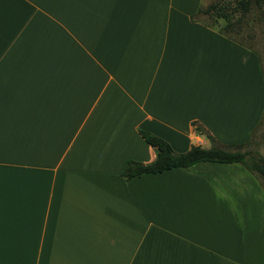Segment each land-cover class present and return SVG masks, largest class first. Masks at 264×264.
<instances>
[{"label":"crops","instance_id":"1","mask_svg":"<svg viewBox=\"0 0 264 264\" xmlns=\"http://www.w3.org/2000/svg\"><path fill=\"white\" fill-rule=\"evenodd\" d=\"M203 5L0 0V264H264V185L241 163L121 176L156 157L139 129L249 149L261 61Z\"/></svg>","mask_w":264,"mask_h":264},{"label":"trees","instance_id":"2","mask_svg":"<svg viewBox=\"0 0 264 264\" xmlns=\"http://www.w3.org/2000/svg\"><path fill=\"white\" fill-rule=\"evenodd\" d=\"M250 3L251 0H236L234 8L245 13L250 9ZM222 9L223 7L220 4L214 3L204 9H199L195 15H192V18L200 12L205 14L214 12L217 16L226 18L227 12ZM194 126L196 132L204 133L210 140L211 145L209 147L193 145L185 152H176L165 139L147 130L139 129L142 138L156 148V157L154 161L146 164L127 160L121 175L122 178L128 179L142 174L160 173L172 168H186L200 161L235 162L241 163L245 168L256 173L262 178V184L264 185V155L250 149L242 150L243 145H219L213 136L200 128L197 123L194 122Z\"/></svg>","mask_w":264,"mask_h":264},{"label":"rangeland","instance_id":"3","mask_svg":"<svg viewBox=\"0 0 264 264\" xmlns=\"http://www.w3.org/2000/svg\"><path fill=\"white\" fill-rule=\"evenodd\" d=\"M236 0H204L201 9L217 3L227 12L226 18L217 16L214 12L198 13L196 19L211 25L218 31L251 48L260 58L264 73V0H251L248 12L234 8ZM248 148L264 155V115L260 124L252 133ZM262 181L261 177H258Z\"/></svg>","mask_w":264,"mask_h":264}]
</instances>
